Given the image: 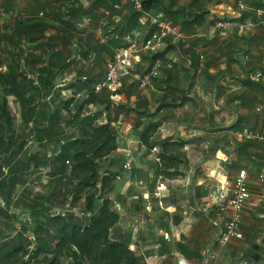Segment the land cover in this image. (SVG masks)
Returning a JSON list of instances; mask_svg holds the SVG:
<instances>
[{"label": "crops", "instance_id": "obj_1", "mask_svg": "<svg viewBox=\"0 0 264 264\" xmlns=\"http://www.w3.org/2000/svg\"><path fill=\"white\" fill-rule=\"evenodd\" d=\"M230 4V0H224L216 7L210 8L213 10L211 17L204 27L196 29L192 35L195 39L192 40L189 50L169 46L161 52L164 56L157 60L160 63L159 77L145 88L139 86L138 77L145 74H139L144 64L149 67L150 59L146 55L143 56L137 72L124 83L131 90L137 88L141 91L145 115L141 118L144 123H137L136 126L132 119L137 118L138 106L136 101H131L134 110L129 116L121 117L115 126L119 148L112 157L122 156L126 149L132 151L133 172L123 173L127 175L128 183L137 189L136 195L127 194L126 208L123 209L118 204L117 206L122 215L125 214L124 233L128 234L126 241L129 249L143 256L146 264H178L179 259L188 264H196L201 254L204 264L207 260H216L217 264H231L243 257L256 263L264 262V229L258 227L257 230L256 227L261 223L264 227V209L257 206L255 198L245 209L240 237L227 245H220L218 242L225 220L218 217L214 219L213 209L205 211V216L209 225H213L218 233L213 241L208 243L210 247L207 245L205 250L201 249L205 231L197 229L196 220L199 216L204 217L199 203H207L206 184L210 183V187L215 188L221 183H231L240 171L245 170L251 191L256 194L261 190L256 179L264 155V0H246L245 10L241 12ZM1 7L6 11H13L19 17L36 18L39 13L46 11L49 5L44 0H2ZM217 13L240 23L250 21L255 27L248 33L238 29L216 32L210 22L218 17ZM11 19L14 21L15 18H1L2 23ZM197 52L205 57L201 72H198L201 62ZM258 73H261L262 77L259 78ZM104 115L106 114L102 116ZM154 122L158 128L151 138L152 141L165 138L170 142L187 143L185 152L190 166L188 170L185 169L186 177L182 187H179L185 189L192 185L196 212L185 214L183 220L177 221L179 224L169 227L174 245L172 246L170 239L168 244L179 249L176 262L174 259L167 260L164 241L166 234L163 230H152V225L139 220L145 211H151L155 207L164 210L166 207H161V204L167 203L165 200L171 198L167 185L179 183L178 178L162 176V173L160 176L159 168L150 172L153 166L147 164L149 154L143 157L146 150L140 147L141 136ZM244 128L259 132L263 140L258 143L237 142L234 139L235 133ZM30 141L34 143L33 147L37 148L35 142ZM138 159H142V167H139V163L135 165ZM154 166L159 167L157 163ZM139 182H143V185H139ZM25 189L23 185L0 189V209L6 210V204H9L11 216L18 215L23 209L19 220H23V215L26 221L31 223V211L14 206V203L25 196ZM41 190L35 197L33 193L30 195L33 202L28 201L49 206L50 198L47 194L51 189L43 187ZM165 192L167 195H164ZM135 201L140 204V212L133 205ZM25 213L28 216L25 217ZM137 213L138 217H134ZM208 216L213 220H209ZM2 218L0 216V219ZM170 219L172 221V218ZM166 221H169V218ZM121 224L122 219L113 228V232L116 229L113 240L120 239Z\"/></svg>", "mask_w": 264, "mask_h": 264}, {"label": "trees", "instance_id": "obj_2", "mask_svg": "<svg viewBox=\"0 0 264 264\" xmlns=\"http://www.w3.org/2000/svg\"><path fill=\"white\" fill-rule=\"evenodd\" d=\"M121 1L93 0L90 7L93 22L96 23L98 15L106 10H113L114 13V5H120ZM140 1L141 11L132 10L115 24L113 31L117 35L114 38L112 36L107 44H94L92 41V46L88 37L78 36L76 23L81 20L83 7L72 12L69 22H61L60 16L55 14L46 15L44 18L21 17L14 19L12 23L4 27V35L0 33V48L3 41H10L17 53L23 50L22 46H25V50L28 51L25 60L28 63L30 60H33V63L36 61L33 52L45 45L54 46L53 50L57 59L55 70L47 67V69H40L41 82L39 86L37 87L31 82L30 91H26L23 89L24 85H20L19 75L26 77L24 74L30 70L27 68L26 71L23 70L25 65H21L20 56L15 57L16 70L10 66L4 73L1 71L4 62L0 57V90L20 99L22 121L32 130L31 140L37 146L35 152L28 158V163L15 161L16 154L12 152V143L7 135V126L10 122L5 112L7 101L3 97L0 111V189H12L16 185H23L25 183L19 180V177L36 172L41 167H50L51 177L55 181H61L65 177L64 180L68 182L71 189L65 202L72 206L68 208L67 212L63 211L64 213L58 216H52L47 212L45 217L48 226L45 229L46 233H43L40 229L42 223L39 222V214L43 213L47 206L38 205L31 212L35 218L36 229L31 232L35 237V246L31 249V243L25 236L27 231L23 229L15 235L16 240L13 238L14 244L0 245V264H62L63 260H71V264H146L143 256L129 249L127 241L111 239V231L120 222L121 213L117 203H113L103 196L97 198V193L107 191L111 182L110 178L101 177L99 164L107 160L110 163L113 159L112 156L117 152L119 148L118 132L115 126L121 117L129 116L134 110L131 107L133 100L122 91L123 86L126 85L124 83L117 91V94L123 97L122 103L119 105L111 103L110 91L103 89L96 92L95 87L104 81L107 62L113 58L114 51L125 46L124 37L137 30H143L144 36L148 37L155 30L148 22L147 29H145V25H142L140 20L144 15L162 13L166 18H172L171 20L175 22L174 24L181 32L192 36L196 29L204 27L211 17L213 10L205 6L215 4L217 0H192L186 7L179 5V0ZM57 21L59 24L54 23ZM55 27L58 30V40H64V28L72 31L71 43L73 47L70 53L80 49L83 60L80 61L81 64L88 62V56L91 53L99 54L98 58L96 56L94 62L88 65V73L78 72L75 74L69 87L73 90L72 99L64 101L63 108L50 105L49 97L54 95V92L49 89L53 79L58 76L59 72L61 73L66 64L62 53L56 47L59 42L45 35L48 29ZM74 41L78 43H73ZM62 45H65L64 41ZM169 46L175 47L168 43L166 48ZM165 49L146 55L150 60L145 74L150 71L157 60L163 58L164 53L161 52ZM50 58L49 55H42L38 60L46 63ZM158 77L159 75L156 78ZM156 78H153L152 81ZM78 95L80 99L74 100ZM73 105L74 112L71 109ZM90 106L99 109V111L86 114V109ZM64 113H73L74 120L69 123L64 122ZM103 114L107 115V123L99 126L97 125L98 119ZM154 126L157 130L156 123ZM72 130V134L67 136L66 132ZM156 130L147 129L141 136L140 147H144L146 150L143 157L155 147L151 138ZM186 144L184 141L161 143L158 158L160 161L173 163L179 160L178 157L183 156L182 153L178 155L176 153L181 151ZM32 164L34 169L31 170ZM6 169H9V176L6 177L7 180H3L2 173ZM162 176L172 177V174L165 172L162 173ZM52 185L50 181L49 186ZM108 192L110 193L112 190H108ZM82 200L83 208L77 212L76 205ZM98 202L101 204L97 205ZM6 205L9 207V204ZM8 207L6 210L0 209V216L11 220L13 216L9 214ZM35 211L37 214H34Z\"/></svg>", "mask_w": 264, "mask_h": 264}, {"label": "rangeland", "instance_id": "obj_3", "mask_svg": "<svg viewBox=\"0 0 264 264\" xmlns=\"http://www.w3.org/2000/svg\"><path fill=\"white\" fill-rule=\"evenodd\" d=\"M224 0H217L215 2V4H209L206 5L205 7L210 9L213 7H216V5H219L223 2ZM192 2V0H179V5H182L184 7L190 5V3ZM231 2V6L232 4V0H230ZM121 6V10L117 13V16H126L128 15L131 11H132V7L129 3L124 2L123 0L120 3ZM215 11V10H214ZM218 17L219 19H226L225 17H223V15H220L219 13ZM172 19V18H171ZM0 32L2 35L5 34V30L4 27L7 26L9 23L13 22V19H11L9 22H4L2 23L1 20V16H0ZM144 22V21H143ZM149 23V21H147ZM145 22V29H147L146 27H148V23ZM112 21L109 20L108 24H111ZM175 23V22H174ZM116 23L113 21V26ZM108 28H110V25L107 26ZM98 28V21H96V23L93 22L92 25V30L93 32L90 33L88 35V39L89 42L92 43L91 45L93 46V42L94 44L99 43L98 39H97V35L94 33V31H96ZM57 28H50L45 32L46 37H50L52 39L57 40L56 42H59L58 47L59 51L62 53V56L64 58V60H66V64L63 66V70L61 71V73L59 72L58 76H56V78L53 79L52 84L50 85V91L54 92L53 96H49L50 97V105L54 106V107H58V108H63V104L64 101H70L72 99V95H73V90L70 89L69 87L71 86L72 80L74 79V76L76 73L80 72V73H88V65L93 63L95 60V57L98 55L97 53L93 54L95 55L94 58H89L88 56V62H86V64H81L80 61L76 60V59H72L74 52L71 54L70 51L73 47L71 40V34L72 31H70L69 29H65L64 28V40L57 38ZM73 35V34H72ZM117 35V33H113L111 34V38L113 36V38ZM111 40V39H110ZM65 42V45H62V42ZM93 41V42H92ZM25 46H22L21 51H19L18 53L15 51V47L14 45L11 44L10 41H3L2 47L0 48V57L3 60L4 64L3 67L1 68V71L4 73L6 72V69L10 66H12L15 70H16V65L14 64L15 61V57L16 56H20L21 60V65L25 67H23L25 70L26 68L29 71H26L27 74H24L26 77H21V74L19 75V82L20 85H24V90L26 91H30V87H31V82L34 83V85H36L37 87L39 86V83L41 82V75H40V69H47V68H53L55 70V66H56V56L54 53V46H50V45H45L43 47L38 48V51H34L33 52V56L36 57V61L33 63V60L28 63L26 62L25 58L26 56H28V51L25 50L24 48ZM28 49V47H27ZM42 55H49L51 58L49 59L48 62L46 63H42L38 60V58H40ZM53 57V58H52ZM67 65V66H66ZM27 66V67H26ZM47 67V68H46ZM38 68V69H37ZM147 69V64H144L143 67L140 68V72H145ZM18 70V68H17ZM28 75V76H27ZM43 75V74H42ZM137 85V83H136ZM32 87H34L32 85ZM68 91V92H67ZM122 91L124 93H126L127 95H129L133 101H136V105L138 106L137 109V118L134 120L132 119L137 126V123H144L141 121V118H143L144 114V103L142 100V95H141V91H139L137 88L130 90L126 85L123 86ZM28 93V92H27ZM5 97L7 104L5 107V112L8 115V118L10 120L9 125L7 126L8 129V138H10V141L12 143V152L14 154H16V160L20 163H28V158L30 157L31 154H33L35 152V148L33 147L34 143H32L30 140L32 138L33 134L32 130L26 126L23 121H22V109L20 107V99L18 97H16L15 95H12L8 92H3L0 90V111H1V106H2V98ZM76 99L79 100V95L76 96L74 98V100ZM42 105V104H41ZM72 111L74 112V105L72 106ZM99 111V109L90 106L86 109V114L87 113H97ZM107 118V115H105ZM113 117V116H112ZM63 118H64V122L69 123L71 121L74 120V114H63ZM105 118V119H106ZM103 119L102 115L101 118L99 117L98 119V123L97 125L100 126L99 122H101ZM107 122V119L105 121V124ZM155 123L153 125H150L149 127H147L146 129L149 130H153L155 128ZM102 124V125H105ZM129 124V123H128ZM146 127V126H145ZM158 128V126H157ZM134 129L135 126H134ZM145 129V130H146ZM72 131H67L66 134L67 136H70V134H72ZM168 140L165 138H157L156 140L152 141L153 144H155V147L152 151H149L147 155V157L149 158L147 161V164H150L151 166H153V168H150V172H152L153 170H158L159 168V172H160V176L161 173H167V171L169 170V173L172 174L173 178H178L177 180L179 181L178 184H168L167 187L171 192V198L165 200L167 201V203H163V205L161 204V207L164 206L166 207L164 210H162V208L160 207H155L153 208V210L151 209V211H145L144 214L141 215V218L139 219L140 221H144L149 225H152V227L150 229L154 230L156 228H158L157 230L162 229L163 232L166 234L164 236L165 238V254H167V260L171 261L172 259L175 260L177 257H179L178 254V248L177 247H171L170 244H168V240L170 239V241H172V246L174 245V238L171 237V232L169 231V227H173L177 224H179L180 220H183V216L187 213H194L196 212V208H195V203L193 202V196H192V191H191V187L192 185L185 187V189L181 188L182 187V183H184L185 177H186V173H184L185 169L188 170V167L190 166L189 163V158H187V152H185L186 147H184L181 151H179L178 153H176V155H178L179 153H182L183 156L178 157L179 160L174 161L173 163H170L168 161H160L159 157V153H160V144L161 143H165ZM130 150H125L122 153V158L120 157H115L112 159V161L110 163H108L107 161L103 162L102 164H99V172L101 177H108L110 178L111 182L109 183L108 186V190H112V192H108L104 191V192H99L97 193V198L103 196L105 199H110L113 203H117L118 205L121 206V208H126L127 205V194L128 195H133V194H137V189L133 186H131V184L128 183V181L126 180L127 175H125V173L123 172H127L124 169L125 163L127 162V158L125 156V153H127ZM135 151V150H133ZM132 152V151H130ZM146 157V158H147ZM124 158V159H123ZM138 162H135V165H137V163H139V167H142V159H138ZM106 163V164H105ZM157 163V165L159 167L154 166ZM172 165V166H171ZM165 166L171 167V168H167ZM138 167V166H137ZM31 170L34 169V165L32 164V166H30ZM133 170V167H132ZM131 170V171H132ZM130 171V172H131ZM133 172V171H132ZM39 174V175H36ZM159 175V174H158ZM174 175V176H173ZM2 178L3 180H7V176H9V169H6L5 172L2 173ZM51 168L50 167H41L38 171L30 173L29 175H23L21 177H19V180H21L23 183V186H26V189L24 190L23 193H25V196H22V199L18 200L16 203H14V206H17L18 208L24 207V210L27 209L29 211H34L36 209V207L38 206L36 203L32 204L31 202H33L34 200H30V195L32 196V193L34 195V197L40 193V191H42L41 189L43 187H49L51 190H49L50 192L47 194V196H49L50 198V205L44 208V212L39 214V222L42 223V226L40 227L41 232H45V229H47L48 226V222H47V218L45 217V214L51 211H55L56 209L61 210V211H65L67 212L68 208L72 207L69 206L68 202H65V198L68 196V194L70 193V186L68 184L67 181L64 180L65 177H63L61 179V181H55L52 177H51ZM171 177V178H172ZM154 178V177H153ZM163 178V177H162ZM155 179V178H154ZM51 181V183L53 184L52 186H49V182ZM55 181V182H54ZM54 182V183H53ZM205 182V181H204ZM203 182V183H204ZM209 184V185H208ZM205 185L206 186H211L210 183H208ZM181 186V187H179ZM130 190H128V189ZM128 191V192H127ZM141 191V190H140ZM206 191V190H205ZM207 192V191H206ZM167 195V192H165ZM141 194V193H140ZM29 195V196H28ZM42 195V194H41ZM28 197V198H27ZM31 202H29V201ZM83 200L76 205V211L78 212L79 210H81V208H83ZM101 202H98L97 205H100ZM134 207H136V209L139 211L140 210V204L138 203V201L133 202ZM209 208H208V207ZM118 207V206H117ZM199 207L202 210V213L204 215V217L199 216L197 221V229L201 232L205 231V235H202L203 238V242H202V246L201 249L205 250V247L208 245V243H210L211 241H213V239L216 237L218 231L217 229L212 225V227L209 225V221L206 220V212L208 209H213L214 210V214H215V218H217L218 215V211L215 208H212L209 204L205 203L203 205V203L200 201L199 203ZM120 208L118 207V210ZM23 210V209H22ZM19 212L18 215L13 216V219L11 220H7V218H2L0 219V245L1 244H14L13 242V238H15V235L22 231L23 229H26V233L25 236L28 238L29 243H31V249L33 246H35V237L34 235L31 233L33 232L36 228L34 225L35 222V218L33 216V218H31V223L24 218L23 215H21V219L23 220H19L20 218V213ZM209 211V210H208ZM119 212L121 213V219H122V227L120 229L121 237H120V241H126V235L128 236V234H125V214L122 215V212L119 210ZM140 212V211H139ZM34 214H37L36 211L34 212ZM200 214V213H199ZM25 217L28 216L27 213L24 214ZM134 217H138V213L134 214ZM28 218V217H27ZM169 218V221H166V219ZM172 218V221L171 219ZM209 220H213V218L211 216H208ZM130 224H132L130 222ZM129 224V225H130ZM165 225V226H163ZM257 230L258 227H261L262 229H264L262 223L260 225H257ZM132 231V228H130ZM137 230V228H135V231ZM262 231V230H261ZM159 232V231H157ZM46 233V232H45ZM115 233H116V229H113L111 231V239H113L115 237ZM32 234V235H31ZM130 236V235H129ZM171 237V238H170ZM5 238V239H3ZM16 240V238H15ZM118 240V241H119ZM210 245V244H209ZM208 245V246H209ZM207 246V247H208ZM210 247V246H209ZM219 248H221L220 246H218ZM203 254H201L198 257V260L196 264H204L202 261V256ZM201 257V258H200ZM72 261L71 260H63L62 264H71ZM29 264V263H28ZM34 264V263H31ZM205 264H217L216 260L215 261H209L207 260L205 262ZM225 264H230L229 262H226Z\"/></svg>", "mask_w": 264, "mask_h": 264}, {"label": "built area", "instance_id": "obj_4", "mask_svg": "<svg viewBox=\"0 0 264 264\" xmlns=\"http://www.w3.org/2000/svg\"><path fill=\"white\" fill-rule=\"evenodd\" d=\"M48 3L49 7L46 11L39 13V18H44L46 15H59L61 22H69L72 18V12L83 7V15L81 20L76 23V32L80 37H88L93 32V14L90 11L93 0H44ZM131 5L132 10L141 11L142 4L140 0H123ZM2 0H0V3ZM233 5L238 11L245 10L246 0H232ZM113 8V5H112ZM115 12L113 10H106L98 15V28L94 33L97 35L98 42L100 44H107L110 40V36L113 32V21L117 24L121 21L123 16H117V13L121 10L119 4L114 5ZM1 18L9 16L11 18H21L17 16L13 11H6L4 8H0ZM111 20L112 23L108 24ZM144 26L145 22L149 21L150 25L154 27V31L150 33L148 37L144 36L143 30H137L123 38L125 46L119 47L114 51V56L107 62L106 76L102 83L96 85L95 91L99 92L106 89L111 92L110 101L114 105L122 103V98L117 91L121 85L125 83L132 74L137 72L138 66L143 61V56L154 54L158 51L165 49L168 43H171L176 48L181 50H189L191 47L194 36L187 35L181 32L174 22L166 18L162 13L157 15H144L140 20ZM144 21V22H143ZM212 28L216 32H225L231 29H238L243 33H248L253 30L255 25L248 21L240 23L230 19H213ZM210 22V24H211ZM54 23H58L54 22ZM110 25V28L107 26ZM73 43H78L74 41ZM77 47V46H75ZM78 48V47H77ZM199 55L200 66L198 72H201L204 66L205 57ZM95 55L90 54L89 58H94ZM72 59L78 61L82 60L81 50L77 49L74 52ZM264 65V61L262 62ZM160 63L156 62L147 74L138 77L139 86L145 88L151 83L153 78L159 75ZM257 76L262 77L261 73ZM137 78V77H136ZM104 120L99 122L100 125L105 124L106 116H102ZM107 123V122H106ZM234 139L241 143H258L263 140L262 134L257 131L244 128L235 133ZM233 143V142H232ZM127 162L125 163V170L130 172L132 170V153L128 151L125 153ZM255 160V158H254ZM257 185L261 190L254 194L248 183V174L245 170L240 171L234 180L229 183H221L218 187L212 188L206 186L207 196L205 201L218 211L217 217L220 220H225L224 227L221 234L218 237L220 245H227L234 239L240 237L243 215L245 209L250 204L253 198L256 199V204L264 209V155L261 161V167L257 175ZM139 185H143V182H139ZM64 212L56 209L49 212L52 216H58ZM178 264H188L185 260L179 259ZM231 264H264L253 262L247 258H241L239 261Z\"/></svg>", "mask_w": 264, "mask_h": 264}]
</instances>
